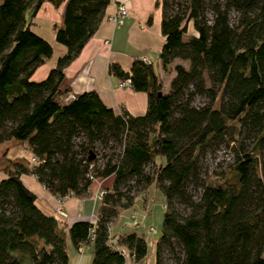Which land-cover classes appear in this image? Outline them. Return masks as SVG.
Segmentation results:
<instances>
[{
  "label": "trees",
  "instance_id": "1",
  "mask_svg": "<svg viewBox=\"0 0 264 264\" xmlns=\"http://www.w3.org/2000/svg\"><path fill=\"white\" fill-rule=\"evenodd\" d=\"M43 2H64L59 25L52 26L64 53L33 82L32 72L51 55L48 43L29 29ZM108 2L0 0V143L21 142L35 159L32 165L1 168L0 264H66L67 241L75 250L91 246L89 264H124L120 248L132 261L142 259L143 237L107 230L117 211L134 200L119 187L130 178L139 190L152 186L163 199L153 264L161 247L176 264H264V164L258 159L264 143V0H187L173 12L169 0H159L160 69L167 71L175 59L186 68L171 67L162 93L149 63L133 59L126 71L116 63L106 66L107 76L127 79L130 91L144 94L141 116L121 108L114 113L93 92L60 99L63 69L92 36ZM229 11L237 15L232 24ZM188 24L193 34L183 40ZM194 97L204 99L201 106L190 105ZM225 136L233 161L225 175L206 183L199 177V159ZM109 143L117 145L118 156L97 166L93 145ZM146 163L152 164L149 172L142 169ZM22 173L60 199L86 196L91 178L109 176L110 182L93 222L86 223L85 233L74 234L64 219L35 205ZM188 185L199 189L195 200ZM173 201L185 213H177Z\"/></svg>",
  "mask_w": 264,
  "mask_h": 264
},
{
  "label": "crops",
  "instance_id": "2",
  "mask_svg": "<svg viewBox=\"0 0 264 264\" xmlns=\"http://www.w3.org/2000/svg\"><path fill=\"white\" fill-rule=\"evenodd\" d=\"M159 0H109L103 11V16L92 36L80 49L78 55L63 69V77L58 84V90L63 92L61 97L75 95L83 92H93L100 102L114 113L123 109L130 116H141L145 109L144 94L132 92L130 89L117 87V79L106 74V66L116 63L126 71L133 59L144 58L156 73L162 83V89L168 88L172 76L168 71L163 80L156 54L163 43L159 33L160 9ZM121 4L127 10V15L121 19L120 24H111L105 17L113 13L115 6ZM64 2L57 7L43 2L34 16L30 19V31L43 39L51 48L50 57L38 66L31 74L30 80H42L47 71L53 67L56 58L64 53V48L56 44L53 39V25H59ZM16 149L9 157L7 154ZM20 149V150H19ZM28 154V150L21 142L8 140L0 143V178L4 176L1 168L6 164L27 163L20 157L19 151ZM22 184L35 195V205L46 214H51L56 205H60L66 213L64 221L69 231L74 234L86 232V223L96 213L98 201L93 193L98 189L107 187L110 177L99 179L98 183L90 184L88 193L82 198L66 196L58 199L44 189L29 173L19 175ZM140 199L134 198L127 208L117 211L110 222V233L121 235L133 232L146 241V253L137 261L125 257L124 264H153V241L159 234L161 220V194L152 186L142 193ZM140 197V196H139ZM76 200L79 201L75 208ZM153 227L155 233L147 229ZM91 246L81 245L75 250L67 241L65 251L66 264H89Z\"/></svg>",
  "mask_w": 264,
  "mask_h": 264
},
{
  "label": "rangeland",
  "instance_id": "3",
  "mask_svg": "<svg viewBox=\"0 0 264 264\" xmlns=\"http://www.w3.org/2000/svg\"><path fill=\"white\" fill-rule=\"evenodd\" d=\"M169 2H170L169 3L170 11L173 12L174 10H176V7L181 8L185 6V4L187 3V0H169ZM204 17L207 21L211 19V15L208 10L204 11ZM236 17L237 15L234 11H229L227 14L228 23L230 24L234 23L236 20ZM191 34H193V31L191 29L190 24H188L187 32H186V35L183 37V40H185ZM174 64H180L184 68H186V62H182L177 59L173 60L167 66V71H162L163 80L166 78L165 74H167L168 71H171V67ZM171 74L173 75V72H171ZM165 92H166V89L165 88L162 89V93H165ZM218 97L216 98V101L213 105L214 108H217L218 106V102H219ZM203 102H204V99L199 98V97H194L190 105L192 107H199L202 105ZM234 138L240 140L239 136L234 135ZM88 142L89 140L86 139L85 143H88ZM225 142H226V136L223 138L222 143L218 144L215 148H209L207 151H205L203 156L199 159V177L202 181L206 183H211L212 181L217 179L216 177H222L223 175H225L227 168L233 161L232 151L229 150L228 147L225 146ZM243 142H244L243 144L247 145L250 141L244 140ZM93 148L96 153V165L97 166H100L101 164H103L105 160L107 159L114 160L115 157H117L119 153V148L117 147L115 143H109L106 147H99L97 144H95L93 145ZM15 152H16V149L10 151L7 154V156L9 157V155L11 156ZM19 155L27 163L26 165H28L29 160L31 158L30 153L28 152V154H26V153H23V151L21 150L19 151ZM258 159L261 164H264V143H263L261 152L259 153ZM151 168H152V164L150 163H146L142 165V169L144 172H149ZM99 179L101 178H96L97 183L98 181H100ZM94 183L95 182H92L91 184H94ZM119 187L122 191H126V193H128L129 195L132 194L135 199L136 198L140 199L143 195L142 193L144 192V191L139 190L138 185H135L131 178L127 179L124 183L120 184ZM187 190L191 194L192 199L195 200L197 198L199 189L191 188V186L188 185ZM171 205L173 209L177 211V213L179 214H183L186 211L185 208L181 204L177 203L176 201H173ZM149 228L153 229V231L149 230ZM149 228L147 229V231L149 233L154 234L155 229L153 227H149ZM173 249H174L175 255L180 257L181 256L180 251L178 249V246L174 242H173ZM158 264H176L174 262L173 256H171V254L167 251L165 247H161V249L159 250Z\"/></svg>",
  "mask_w": 264,
  "mask_h": 264
},
{
  "label": "built area",
  "instance_id": "4",
  "mask_svg": "<svg viewBox=\"0 0 264 264\" xmlns=\"http://www.w3.org/2000/svg\"><path fill=\"white\" fill-rule=\"evenodd\" d=\"M126 15H127V10L124 8V6L121 5V4H117V5L115 6V9H114L113 13H111L110 15H108L107 17H105V19H106L109 23L115 25V24H120L121 19L124 18ZM139 60H140L142 63H144V64L148 63V62H147L144 58H142V57L139 58ZM117 87H119V88L129 89V81H128L127 79H124V80H118V81H117ZM72 98H73V95H66L65 97H61L60 99H61V101L64 103V102H66L67 100H70V99H72ZM34 162H35V159H34L33 157H31L30 160H29V164H28V165H32V164H34ZM88 176L90 177V175H88ZM92 182L97 183L96 178H91V183H92ZM102 192H103V190H102L101 188H98V189L93 193V198H94L95 200L99 201V199H100V197H101V195H102ZM56 198H57V197H56ZM57 199H58V202H59V201H61L62 198H61V199H60V198H57ZM78 203H79V201L76 200L75 208L78 207ZM161 207L163 208V205H162ZM52 214H53L54 216H56L57 218H60V219H64V218H66V213H65V211L62 209V207H61L60 205H56V206L52 209ZM94 218H95V214L91 217V219H90L88 222H93ZM107 230H108V232H109V234H110L109 228H108ZM149 230L153 231V229H151V228H149ZM88 233H89V236L91 237L92 228H90V229L88 230ZM119 251H120V253L124 256V258H125V257H128V256H127V253H126V251H125L124 249L120 248Z\"/></svg>",
  "mask_w": 264,
  "mask_h": 264
},
{
  "label": "water",
  "instance_id": "5",
  "mask_svg": "<svg viewBox=\"0 0 264 264\" xmlns=\"http://www.w3.org/2000/svg\"><path fill=\"white\" fill-rule=\"evenodd\" d=\"M88 159H91V157H89Z\"/></svg>",
  "mask_w": 264,
  "mask_h": 264
}]
</instances>
